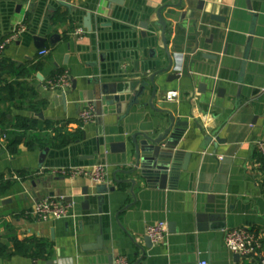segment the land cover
<instances>
[{
  "label": "crops",
  "instance_id": "crops-1",
  "mask_svg": "<svg viewBox=\"0 0 264 264\" xmlns=\"http://www.w3.org/2000/svg\"><path fill=\"white\" fill-rule=\"evenodd\" d=\"M176 1L128 0L124 9L120 10L108 5L110 12L106 21H112V25L101 28L94 18L98 0H62L78 10L76 16L61 7L54 12L58 0H49L53 10L48 11L44 5V8L36 10V15L28 13L29 5L35 2L24 4L15 0H0V42L19 26H24V30L0 55V64L4 65L0 79L20 83L23 88L30 89L25 92L24 98H16L10 104H0V112H8V120L21 116L49 121L58 126L66 124L67 132L73 133L83 110L76 94L71 93L72 81L77 82L79 87L85 84V80L96 71L88 68L87 64L95 60L94 55L97 58L105 54L104 70L108 73V79L104 82L124 89L134 76L139 75L135 63L142 62L137 50H134L137 32L136 29L130 30L131 20L136 18L142 21L139 18L140 10ZM198 1L204 3L200 15L196 10ZM16 3L21 5L19 14L14 13ZM236 3V0H190L189 6L184 4L175 10L181 13L189 7L193 11L192 16H201L199 26L204 30L203 37L199 50L192 56L201 65L191 64L189 69L192 73L201 72L205 65L219 66V61L215 63L201 59L203 54L221 56L224 37L222 42L216 40L219 28L224 29V34L233 31L235 35L248 38L251 36L248 26H244L248 25L244 22L245 18L250 19L255 13L264 17V0H250L252 12L246 10L244 0H240L237 6ZM57 12L65 16L54 21L52 18ZM86 12L94 15L91 22L94 32L91 34L81 24ZM210 16L225 18L226 23L210 20ZM238 16L244 19H240V24L236 25L233 21ZM156 21L154 12L149 24ZM76 29H82L84 33L78 36ZM192 32L193 28L188 26L184 30L177 28L169 34V38L179 35L182 44L186 45V38ZM42 33L46 34V40L43 48L37 49L34 38L42 37ZM54 34L59 35L60 41L52 46L49 37ZM157 34L155 49L160 53V30H157ZM211 37V45L205 44L204 40L208 41ZM252 44L247 59L241 60L244 63V82L237 79L234 84L241 87L237 106H233L235 99L229 98L232 106L224 109L223 101L217 99L215 93L198 94L196 90L193 91L191 80L185 77L165 88L164 96L176 91V99L167 102L165 107L161 104L163 95L158 94L153 101L156 109L164 108L176 119L188 122L176 150L189 153L190 157L187 171L177 180L175 190L147 189L143 182L138 181L134 188V202L128 194L130 186L115 182L135 178L121 173L129 169L132 161L127 153H111L109 150V145L118 143V136L127 127L123 121L117 125L113 122L106 125L96 112L94 120L82 124L79 129V143L75 142L62 150L50 149L55 154L47 156L42 175L38 169L42 149L29 151L20 146L18 153L11 156L0 144V181L2 185L10 184L0 193V237L9 233L18 240L42 239L53 244V252L48 259L33 260L12 254L0 257L1 264H46L48 261L53 264H108L109 258L113 264L118 258L126 259L127 264H199L201 261L207 264H260L258 256L252 259L239 256L235 260L234 254L227 251L224 245L227 231L247 229L260 241V253L264 254V164L257 150V142L264 141V40L256 38ZM44 49L49 54L40 58L38 53ZM93 49L94 54L91 53ZM38 64L41 65L40 69H37ZM218 69L225 78L232 71L229 68ZM63 73H67L70 79V87L64 93L67 95L66 102L62 92L46 88L49 80ZM164 79L165 76L156 81L158 83ZM224 83L220 80L219 87ZM149 95L148 88L142 101L147 102ZM1 97L4 98L5 94H0ZM129 97L127 95L126 98ZM207 101H211L210 105L205 104ZM131 113L135 117L132 120L135 124L130 126L132 130H146L156 119L166 121L165 115L149 109H134ZM98 140L102 145L95 154L93 146ZM89 157H93L92 160H86ZM91 163L105 166L109 175L107 186L116 188L114 194L105 195L101 214L97 212L94 184L80 178L59 180L44 172L45 167ZM46 181L48 185L43 188ZM83 188L89 189L88 211H82L79 203H71L70 213L64 219L41 222L29 215L33 205L50 197V193L53 197L63 196L66 201L78 197ZM130 203L132 206L122 211ZM198 215L205 218L198 221ZM158 222H165L166 225L173 223L174 233L169 234L167 229L164 240L147 249L144 246L146 231ZM99 236L102 237V251H82L84 245L95 244ZM140 249L145 251L144 257ZM10 251L14 252L13 245Z\"/></svg>",
  "mask_w": 264,
  "mask_h": 264
},
{
  "label": "water",
  "instance_id": "water-1",
  "mask_svg": "<svg viewBox=\"0 0 264 264\" xmlns=\"http://www.w3.org/2000/svg\"><path fill=\"white\" fill-rule=\"evenodd\" d=\"M3 1V0H2ZM20 3H30L29 11L31 15H36V10L39 7L42 9L44 5L47 7L48 11L53 10L49 3V0H15ZM128 0H98L97 7L95 10V16L93 13L86 12L82 19L83 28L89 33H93L92 29V17L96 18L97 23L101 28H109L112 25V21H106V16L109 15L110 10L108 5L115 7L116 9H124L125 3ZM130 2V0H129ZM128 2V3H129ZM183 0H177L175 3L165 2L162 5H152L150 8H145L140 10L139 18L142 21H137L136 18L131 20L130 30L136 29V44L134 45V50H137L138 58H142V62L138 61L135 63V69L137 74L133 77V80L125 85L124 89L117 88L114 83L104 82L108 79V73L104 70V65L106 64L105 54H100L95 58L94 61H90L87 67L95 71V74L85 80V84L77 86V82L72 81L71 93L76 94L79 103L81 104L82 110L93 107L94 112L98 116H102L104 123L107 125L109 122H113L114 125L122 122L127 127L125 132L118 136V143L109 145V150L111 153L117 151L118 153H127L132 161L129 169L121 171V173L126 176H135L134 179H124L115 180L118 185H129L130 189L128 194L131 196L135 202L134 188L137 186L138 181L144 183L147 189H156L158 191H169L175 190L177 187V180L182 173L187 171V162L189 160V153H182L177 151L178 143L182 137L184 128L188 126V122L180 121L176 119L172 113L168 110L156 109L153 101L156 99L158 94L163 95L166 92V86L170 85L174 81L179 80L181 77H185L191 80V85L193 86V91L196 90L198 94L208 95L216 94V98L223 101V108L229 109L232 106L229 98L235 99L233 106H237L240 100V90L241 87L236 84V80L239 79L244 82V63L241 60L247 59L248 52L253 48V42L256 38H261L264 40V17L262 15L252 14L249 18H245L244 26H248V34L251 37H244L240 35H235L233 31L223 33L224 29H218L219 42H222L223 46L221 49V56L203 54L201 59L217 62L219 61L218 67L203 66L202 71L199 73H192L189 69L191 64L201 65L200 63L194 61L192 56L196 54L201 45V39L203 37V29L199 26L200 17L192 16L193 11L187 9V11L177 13L175 10L180 9L184 4L190 5V0L184 2ZM236 6L240 0H236ZM245 8L249 12L251 11L250 0H244ZM56 9L64 8L70 14L77 15L78 10L74 9L68 3L58 0L55 3ZM129 5V4H128ZM203 1H198L197 12L202 14L203 12ZM45 7V8H46ZM21 10V5L15 4L14 13L19 14ZM163 11L165 13L163 14ZM155 12V17L157 21L152 25L149 24V19ZM114 16V13H111ZM210 20L216 21L221 24L226 23L225 18L215 19L209 17ZM240 19L243 17H237L234 19V24H240ZM53 20V18H52ZM51 20V21H52ZM136 20V21H135ZM170 22V23H168ZM107 24V25H105ZM193 28L192 35L186 38V45H183L179 35H174L171 39L169 34L173 33L177 28L185 29V27ZM240 26V25H239ZM48 30V29H47ZM157 30H160V42L162 44V49L159 52L155 49V45L158 42ZM234 32H239L235 31ZM44 34V33H42ZM4 35L3 37H5ZM36 36V35H35ZM46 34L42 37L36 36L34 38L37 49H41L44 46ZM2 39V37H1ZM0 39V40H1ZM211 37L208 41L204 40L205 44L211 45ZM49 41L52 46L60 41L59 35H51ZM91 53H95L94 49ZM233 58V59H231ZM231 59V60H230ZM67 57L65 58V61ZM193 60V61H192ZM232 61V64H231ZM66 64V63H64ZM229 68L231 73L224 77L218 68ZM197 74V75H196ZM165 76L164 81H159L157 83L156 79ZM220 80L226 83L219 87ZM236 86V87H235ZM150 89V95L147 102H143L142 98L147 89ZM236 89V92H235ZM130 95L129 98H126ZM62 98L66 102L67 95L63 94ZM162 98V97H161ZM163 107L167 105V101L164 97L161 99ZM211 101L205 102L206 105H210ZM134 109L146 110L149 109L159 114L165 115L166 121L156 119L150 124L148 129L132 130L130 126L133 122ZM166 127H165V125ZM201 128V127H199ZM85 141V137L83 138ZM79 143V141H76ZM101 143V141H100ZM99 140L93 146L95 149V154L99 151ZM55 154V152L50 151V148L46 147L42 149L39 153L38 159V169H40V175H42V168L44 166L45 160L49 154ZM93 157H89L86 160H92ZM93 163L89 164L92 166ZM80 166V165H74ZM67 167V166H65ZM51 167H45L44 169H49ZM53 168V167H52ZM53 178L52 176H50ZM63 180V178H58ZM48 181L43 183V188H46ZM94 191L96 194V206L98 214L102 213V206L105 202V195L114 194L116 192L115 187H109L107 185H95ZM50 197L54 195L50 193ZM89 189L83 188L81 194L74 199H68L66 203H79L81 204L82 211L89 210ZM132 204L125 206L122 211L130 208ZM202 215H198L197 220L200 221L204 219ZM153 226V225H152ZM168 233H174V225L169 222L167 224ZM53 238V237H52ZM144 246L147 249H151L153 244L151 240L146 236L144 238ZM103 250L102 237L99 236L95 244L84 245L82 251L84 252H98ZM142 257L145 255V251L140 249ZM234 259L238 260L239 255L234 254ZM2 261L0 260V264ZM46 264H53L52 261L46 262ZM108 264H113L112 259L109 258Z\"/></svg>",
  "mask_w": 264,
  "mask_h": 264
},
{
  "label": "built area",
  "instance_id": "built-area-1",
  "mask_svg": "<svg viewBox=\"0 0 264 264\" xmlns=\"http://www.w3.org/2000/svg\"><path fill=\"white\" fill-rule=\"evenodd\" d=\"M24 30V26H19L15 29L11 35L5 37L0 42V55L8 44L13 42L19 32ZM82 29H76L75 34L81 36L83 34ZM49 54L48 50H40L38 56L44 58ZM70 87V79L67 73H63L51 80L46 84V88L51 91H60L63 94ZM176 91H170L164 99L167 102L173 101L177 97ZM95 118L93 107L86 108L81 111L79 120L82 124L92 122ZM5 136L0 135V144L4 145ZM257 150L263 158L264 164V141L257 142ZM43 171V170H42ZM46 171V172H45ZM44 172L55 178L63 179H86L94 185H108L109 175L105 166L95 164L80 165V166H68V167H54L45 169ZM16 179V178H15ZM72 205L65 202V197H45L36 202L29 215L34 217L37 221L48 222L51 220H59L66 218L71 210ZM167 235V225L165 222H158L153 226H150L146 231V236L151 240L153 245L161 243ZM224 245L227 251L233 254H237L240 257L252 259L254 256H258L260 264H264V254L260 253L261 243L256 236L247 229H233L224 234ZM114 264H127L126 259L118 258ZM199 264H207L205 261H201Z\"/></svg>",
  "mask_w": 264,
  "mask_h": 264
},
{
  "label": "trees",
  "instance_id": "trees-1",
  "mask_svg": "<svg viewBox=\"0 0 264 264\" xmlns=\"http://www.w3.org/2000/svg\"><path fill=\"white\" fill-rule=\"evenodd\" d=\"M64 16V14L61 15L57 12L53 20L63 19ZM40 67L41 65L38 64L37 69H40ZM3 69L4 65L1 63V73ZM0 84V94H5L4 98H0V104H10L15 102L16 98L20 100L24 98L26 91H30L27 87L23 88L20 83H8L0 79ZM29 109L33 110V107ZM7 115L8 112H0V135L5 136L3 146L11 156L18 153L20 146H24L29 151L44 149L46 147L53 150H62L81 138V131L79 130L82 127L81 121H76L77 129L73 133H70L66 130V124L58 126L49 121H37L21 116H15L11 120H8ZM9 187V183L2 185L0 181V193ZM11 245L14 247L13 253L10 251ZM52 252L53 244L42 239L25 238L18 240L9 233L0 237V257L13 254L33 260H41L48 259Z\"/></svg>",
  "mask_w": 264,
  "mask_h": 264
}]
</instances>
